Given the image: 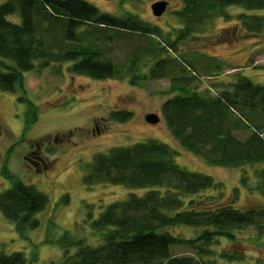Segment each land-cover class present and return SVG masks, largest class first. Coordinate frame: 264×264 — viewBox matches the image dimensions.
<instances>
[{
    "label": "rangeland",
    "instance_id": "374dc122",
    "mask_svg": "<svg viewBox=\"0 0 264 264\" xmlns=\"http://www.w3.org/2000/svg\"><path fill=\"white\" fill-rule=\"evenodd\" d=\"M87 1L106 14L120 18L136 15L160 34H138L90 24L87 27H91L93 34L78 35L81 39L71 47L78 51L103 49L104 55L117 67L118 72L113 77L96 79L75 74L69 69L72 62L67 61L52 62L46 67L37 63L34 69L23 74V83L15 91L0 89V191L12 186V180L2 173L5 166L49 198L45 209L36 214L39 219L36 228L18 230L0 211V252H23L34 264H60L67 250L70 255L80 245L100 246L104 237L92 227V221L99 218L110 203L128 198L131 192L144 194L146 189L111 183L87 187L83 184L87 169L98 153L149 138L161 140L174 149V159L181 167L209 174L219 183L215 190L208 189L193 198L212 200L217 197L241 209L264 206V193L254 189L257 181H261L257 173L264 168V163L246 164L243 168L209 163L174 137L162 107L178 88L172 77L179 73L192 75V70L200 78L190 77V89L203 96L218 97L222 91L231 90L239 75L263 85L264 32L245 35V29L238 27L244 24L242 12L264 15V9L246 11L239 6H227L222 12L218 7L206 8L189 27L180 14L188 0H166L169 1L167 11L159 17L151 10L156 0ZM198 1L203 5L205 1L213 3V0ZM185 28L190 33L172 50L166 41L176 40ZM195 56L198 58L192 62ZM182 57L189 59L187 62L190 61L193 68L183 70ZM205 58H210L211 63L214 61L213 65ZM157 61L167 66L164 76L153 78L151 70L156 68ZM133 75L137 76L135 83H132ZM116 110H127L130 116L126 121L114 119L112 112ZM148 113L159 115V122H147ZM245 117L248 128H234L231 121L224 123L226 129L243 140L256 125L250 115L245 114ZM257 123L261 124L260 120ZM43 139L50 142V148L42 154L46 166L37 171V166L26 164L24 154L35 146L31 145L32 141ZM166 229L183 238H196L202 230L188 225ZM233 233L232 240L217 236L214 243L208 245L206 254L187 245H176L171 255L193 257L199 264H264V233L250 226Z\"/></svg>",
    "mask_w": 264,
    "mask_h": 264
},
{
    "label": "trees",
    "instance_id": "16d2710c",
    "mask_svg": "<svg viewBox=\"0 0 264 264\" xmlns=\"http://www.w3.org/2000/svg\"><path fill=\"white\" fill-rule=\"evenodd\" d=\"M227 6L259 10L264 9V0H213V3L205 1L204 5L198 0H188L180 14L191 27L202 10L218 7L225 12ZM10 16L18 18L12 20ZM240 16L244 24L238 29H245V35L264 32V15L242 12ZM90 24L138 34H160L136 15L120 18L106 14L87 0H6L0 3V89L15 91L23 83V74L34 69L37 63L46 67L52 62L67 61L72 62L69 69L75 74L96 79L113 77L118 72L117 67L104 55L103 49L78 51L71 47L81 39L78 35L93 34L91 27H87ZM83 27L86 28L83 30ZM187 29L173 42L166 41L172 50L190 33ZM105 40L110 38L105 37ZM196 58L191 59L192 62ZM209 59L205 58L207 62ZM188 60L183 57L180 60L183 70L193 68ZM135 65L136 62L132 64ZM156 65L150 76H164L167 64L157 61ZM179 74L172 77L178 87L174 90L176 93L162 106L174 137L213 165L243 168L246 164L264 163V84L239 75L231 90L222 91L218 97L203 96L190 89V77L200 78L194 70L192 75ZM135 75L132 83H135ZM245 114L250 115L256 125L243 140L226 129L224 123L231 121L234 128H248ZM129 116L127 110L112 112L114 119L122 121ZM175 155L168 144L154 138L98 153L83 178L84 185L122 184L146 191L141 195L131 192L128 198L110 203L100 217L92 221V227L102 232L104 242L96 247L80 245L70 255L67 250L60 264H199L193 257H173L172 247L187 245L206 254L208 245L217 236L232 240L234 230L249 226L264 233V206L241 209L217 197L212 200L193 198L208 189L215 190L219 183L209 174L181 167ZM2 168L3 175L12 180V186L0 191V211L18 230L36 228L39 224L36 214L45 209L49 198L38 187L23 182L5 166ZM257 176L261 181H257L254 189L264 193V168ZM190 196L192 198L188 199ZM181 225L201 227V234L196 238H183L166 229ZM0 264L34 263L17 251L0 252Z\"/></svg>",
    "mask_w": 264,
    "mask_h": 264
},
{
    "label": "flooded vegetation",
    "instance_id": "af4514ba",
    "mask_svg": "<svg viewBox=\"0 0 264 264\" xmlns=\"http://www.w3.org/2000/svg\"><path fill=\"white\" fill-rule=\"evenodd\" d=\"M157 1V0H156ZM169 6V5H168ZM167 6V7H168ZM167 11V9H166ZM96 127L99 128V124L98 121H96ZM58 138H55V140L57 141ZM49 143L45 141V139L43 140H37V141H32L31 145L34 144L35 146L32 148H30L25 154H24V158L27 161L26 164H28L29 166H37L38 168L36 169L37 171H39L40 167H44L46 166V162H45V158H43L42 154H44L45 150H48L49 147Z\"/></svg>",
    "mask_w": 264,
    "mask_h": 264
},
{
    "label": "water",
    "instance_id": "95a60500",
    "mask_svg": "<svg viewBox=\"0 0 264 264\" xmlns=\"http://www.w3.org/2000/svg\"><path fill=\"white\" fill-rule=\"evenodd\" d=\"M168 4L169 1L157 0L153 2V5L151 6V10L156 16L158 17L162 16L166 12ZM145 118L147 122H150L152 124H157L160 120L159 115H157L156 113H148V115H146Z\"/></svg>",
    "mask_w": 264,
    "mask_h": 264
}]
</instances>
